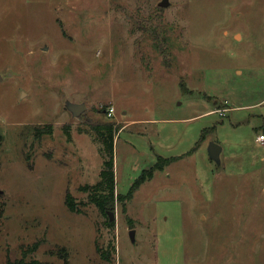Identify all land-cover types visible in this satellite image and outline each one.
Wrapping results in <instances>:
<instances>
[{
  "label": "rangeland",
  "instance_id": "obj_1",
  "mask_svg": "<svg viewBox=\"0 0 264 264\" xmlns=\"http://www.w3.org/2000/svg\"><path fill=\"white\" fill-rule=\"evenodd\" d=\"M162 1L0 0V264H264V193L257 215L236 184L210 204L221 181H264V0ZM98 125L112 229L89 198ZM159 157L176 160L130 197Z\"/></svg>",
  "mask_w": 264,
  "mask_h": 264
},
{
  "label": "trees",
  "instance_id": "obj_2",
  "mask_svg": "<svg viewBox=\"0 0 264 264\" xmlns=\"http://www.w3.org/2000/svg\"><path fill=\"white\" fill-rule=\"evenodd\" d=\"M94 132H96L97 140L103 145L104 147V162H103V170L100 174V180L97 182L98 184L91 188L94 189L93 193L89 194V198L91 199L92 204L96 206V208L99 209V211L104 214L108 215L107 212L109 210H113V207L115 205V202L118 198V194L116 196V182H115V151H114V142H115V131L113 127H110V129L104 128V126L98 125L94 126L92 129ZM52 127H47L45 132H41L39 129L35 131V137L40 138L42 134H48L51 133ZM2 134L0 135V145L3 141ZM176 159H165L162 157H159L158 163L155 164L154 167H152L149 170H144L143 174L140 176V178L136 181V184L133 186L130 192L131 194L139 189L143 184L146 182H149L153 180L155 177V174L158 171L164 170L166 167H169L170 164L173 163ZM117 197V198H116ZM66 204L70 208V210L75 211V205L74 201L71 199V196L68 195L66 198ZM120 201V200H119ZM121 202V201H120ZM109 216V215H108ZM110 219V218H109ZM108 228H113L114 223H107ZM116 251V249H114ZM108 254L102 253L101 257L105 260L110 262ZM7 264H17V263H11L8 262Z\"/></svg>",
  "mask_w": 264,
  "mask_h": 264
},
{
  "label": "crops",
  "instance_id": "obj_3",
  "mask_svg": "<svg viewBox=\"0 0 264 264\" xmlns=\"http://www.w3.org/2000/svg\"><path fill=\"white\" fill-rule=\"evenodd\" d=\"M239 36V38H241V40H243V38H242V35L241 34H239L238 35ZM235 37H237V35H235ZM216 104H217V106H216V110H214V111H212L211 113H216V111H218L219 109H226L227 111H229V112H232L234 109H231L230 107H229V105H230V103H229V101H227V100H225V101H223L221 104L219 103V105H218V103L216 102ZM228 112V113H229ZM258 133V132H257ZM260 134H264V126L262 127V129H261V132H260ZM260 134H258V135H260ZM257 140V139H256ZM223 148H222V152H223ZM222 152H221V154H222ZM221 154H220V156H221ZM163 158V157H162ZM262 160V162H264V158H262L261 159ZM243 182H230V180H225V181H221V183H219V185H216V187H215V185H214V188H219L218 189V191H216V193L214 192V194L216 195L215 197H213V199H211L210 201V204L211 203H215L216 202V199L218 198V196L219 195H221L222 193H224L225 192V188H231L232 187V185L233 184H236V185H240V188L242 187V189L241 190H239V193L240 194H244V193H246L247 191L248 192H254L255 194H256V191H258V190H260L257 194H256V200L253 202L255 205H252L253 206V210H255V212H253V214L254 215H257L256 213V211H259L260 209V207H261V205L259 204V201H260V192H262V193H264V181L263 180H258V181H262V182H257V183H255L254 184V182H250L248 179H244V180H242ZM255 181V180H254ZM252 185H256V187H254L253 186V188H251L252 187ZM260 188H259V187ZM199 189H201V187H199ZM221 189V190H220ZM196 199H198V198H195V200ZM250 204H252V203H250ZM264 207V206H263ZM211 214L213 215L214 213L211 211ZM253 214L251 215V217H253ZM204 220H207V216L206 217H204L203 218Z\"/></svg>",
  "mask_w": 264,
  "mask_h": 264
},
{
  "label": "water",
  "instance_id": "obj_4",
  "mask_svg": "<svg viewBox=\"0 0 264 264\" xmlns=\"http://www.w3.org/2000/svg\"><path fill=\"white\" fill-rule=\"evenodd\" d=\"M169 5H170L169 0H163L159 4V7L166 9V8H168ZM65 106H66L67 111H69L74 118H78L82 113H84L87 110V106L84 103L74 104L71 102H67L65 104ZM221 152H222L221 146H218L214 143H212L209 146L210 159L219 165H220V154H221ZM107 214L109 215L110 223H113V221L115 220V214L111 213V212H107ZM131 240L132 241L135 240V231H131Z\"/></svg>",
  "mask_w": 264,
  "mask_h": 264
},
{
  "label": "built area",
  "instance_id": "obj_5",
  "mask_svg": "<svg viewBox=\"0 0 264 264\" xmlns=\"http://www.w3.org/2000/svg\"><path fill=\"white\" fill-rule=\"evenodd\" d=\"M217 114H219L221 117H225L227 110L226 109H219L216 111ZM114 114V108H110L108 110V116H112ZM257 142L260 143L261 145H264V134H260L257 137Z\"/></svg>",
  "mask_w": 264,
  "mask_h": 264
}]
</instances>
